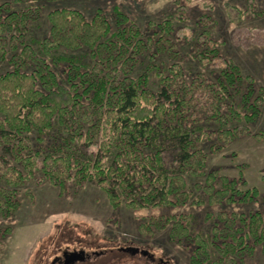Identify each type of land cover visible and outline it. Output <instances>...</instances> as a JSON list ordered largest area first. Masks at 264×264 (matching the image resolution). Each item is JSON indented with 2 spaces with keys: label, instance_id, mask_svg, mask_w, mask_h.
<instances>
[{
  "label": "trees",
  "instance_id": "trees-1",
  "mask_svg": "<svg viewBox=\"0 0 264 264\" xmlns=\"http://www.w3.org/2000/svg\"><path fill=\"white\" fill-rule=\"evenodd\" d=\"M42 14L0 5V215L12 216L20 188L38 179L61 191L95 183L118 209L204 204L190 178L210 206L229 208L211 211L209 229L196 233L192 214L150 213L142 236L169 230L191 264H246L264 250V195L242 176L207 171L206 148L219 154L264 138L251 130L264 117V90L222 59L217 22L201 19L199 41L202 33L186 35L171 17L142 28L118 7L91 20L57 8L41 38L33 27Z\"/></svg>",
  "mask_w": 264,
  "mask_h": 264
},
{
  "label": "rangeland",
  "instance_id": "rangeland-1",
  "mask_svg": "<svg viewBox=\"0 0 264 264\" xmlns=\"http://www.w3.org/2000/svg\"><path fill=\"white\" fill-rule=\"evenodd\" d=\"M5 3L17 10L40 7L42 19L34 24L33 32L41 38L49 30L47 14L57 8L80 10L91 20L98 11L111 16L118 7L142 28L149 22L171 17L186 35H190L191 29L197 35L204 33L206 27L201 19L214 20L217 24L212 34L221 44L222 59L237 62L244 74L252 76L264 90V0H0V5ZM203 33L199 41L204 40ZM197 69L206 71L199 65ZM263 129L264 117L251 130L256 133ZM206 152L207 171L220 169L222 175L230 178L242 176L249 187L258 188L264 195V138L246 136L227 145L219 154L207 148ZM198 181L203 183L204 178ZM196 183L197 180L189 178L192 197L204 204L189 202L183 208L153 209L150 213L192 214L193 231L206 232L207 215L229 206H210ZM18 200L20 206L12 216L0 215V236L10 230L2 236L5 247L0 251V264H50L65 249L82 246L99 250L115 244L146 249L167 264H191L190 250L171 242L169 230L153 236L140 234L139 225L150 214L147 210L114 208L95 183L81 186L70 183L61 191L41 179L32 180L20 188ZM88 264L114 263L110 258H100ZM116 264L158 263L143 255H119ZM246 264H264V250L258 248Z\"/></svg>",
  "mask_w": 264,
  "mask_h": 264
},
{
  "label": "flooded vegetation",
  "instance_id": "flooded-vegetation-1",
  "mask_svg": "<svg viewBox=\"0 0 264 264\" xmlns=\"http://www.w3.org/2000/svg\"><path fill=\"white\" fill-rule=\"evenodd\" d=\"M134 246H131L129 244H115L114 246L104 247L103 249L94 250V249H88L83 248L82 246L74 247L72 250L65 249L61 252V255L55 256L53 259L56 260L55 263L53 261L50 264H88L92 262H98V259L100 258H110V261H112L114 264H116L117 258H119V255H124L127 257H134L136 255H142L141 253L132 255L130 252L126 251L128 248H131ZM139 248V247H137ZM141 249V248H140ZM148 251L146 249H141ZM79 252H85V255H82L83 260H75L72 262V260H67L66 256H70L72 254H76ZM149 252V251H148ZM149 256H146L148 259L152 260L153 262H157L158 264H167L166 261H164L162 258H156L153 253L149 252ZM144 256V255H143Z\"/></svg>",
  "mask_w": 264,
  "mask_h": 264
},
{
  "label": "water",
  "instance_id": "water-1",
  "mask_svg": "<svg viewBox=\"0 0 264 264\" xmlns=\"http://www.w3.org/2000/svg\"><path fill=\"white\" fill-rule=\"evenodd\" d=\"M126 251L130 252L132 255H136V254H139L141 253L142 255L144 256H149V252L148 251H145V250H141L140 248H135V247H131V248H128ZM82 255H85V252H79V253H76V254H72L70 256H66V259L67 260H72V262H74L75 260H83L81 257ZM56 260L53 261V263H55Z\"/></svg>",
  "mask_w": 264,
  "mask_h": 264
}]
</instances>
